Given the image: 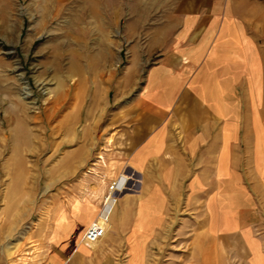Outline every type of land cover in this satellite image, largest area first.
Masks as SVG:
<instances>
[{
  "label": "rangeland",
  "instance_id": "obj_1",
  "mask_svg": "<svg viewBox=\"0 0 264 264\" xmlns=\"http://www.w3.org/2000/svg\"><path fill=\"white\" fill-rule=\"evenodd\" d=\"M198 3L228 6L264 53V0H0V264H264V200H239L231 230L212 210L229 200H116L126 176L102 180L103 128L154 63L139 62L132 84L135 22L163 38ZM261 74L257 93L242 79L240 134L258 132L254 117L264 128ZM94 221L106 233L85 242Z\"/></svg>",
  "mask_w": 264,
  "mask_h": 264
},
{
  "label": "crops",
  "instance_id": "obj_2",
  "mask_svg": "<svg viewBox=\"0 0 264 264\" xmlns=\"http://www.w3.org/2000/svg\"><path fill=\"white\" fill-rule=\"evenodd\" d=\"M230 13L217 4L183 6L163 38L155 24L135 22L128 43L136 69L132 84L140 79L139 62L154 63L103 128L108 150L102 180L126 176L116 200H229L227 208L212 210L219 226L231 230L239 226V200H264V128L254 117L258 132L240 134L238 111L242 79L259 92L256 66L264 73V53ZM143 30H149L145 37ZM243 153L253 167L247 189L238 183ZM249 188L251 195L245 194Z\"/></svg>",
  "mask_w": 264,
  "mask_h": 264
},
{
  "label": "built area",
  "instance_id": "obj_3",
  "mask_svg": "<svg viewBox=\"0 0 264 264\" xmlns=\"http://www.w3.org/2000/svg\"><path fill=\"white\" fill-rule=\"evenodd\" d=\"M106 233V227L103 224L96 223L95 221L90 223L85 229L82 239L85 242L97 243L100 241Z\"/></svg>",
  "mask_w": 264,
  "mask_h": 264
},
{
  "label": "bare ground",
  "instance_id": "obj_4",
  "mask_svg": "<svg viewBox=\"0 0 264 264\" xmlns=\"http://www.w3.org/2000/svg\"><path fill=\"white\" fill-rule=\"evenodd\" d=\"M97 223V222H96ZM99 224H101V223H99Z\"/></svg>",
  "mask_w": 264,
  "mask_h": 264
}]
</instances>
